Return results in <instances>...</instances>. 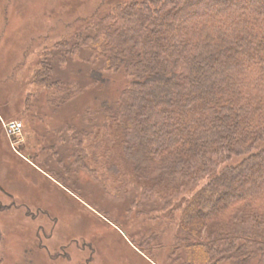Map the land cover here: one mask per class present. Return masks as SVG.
I'll return each instance as SVG.
<instances>
[{
  "label": "trees",
  "instance_id": "trees-1",
  "mask_svg": "<svg viewBox=\"0 0 264 264\" xmlns=\"http://www.w3.org/2000/svg\"><path fill=\"white\" fill-rule=\"evenodd\" d=\"M81 21L41 52L0 118L25 120L36 141L46 112L78 94L51 78L50 59L82 56L97 87L75 118L84 125L59 114L48 127L71 133L63 164L85 181L114 178V195L136 192L132 207L175 223L170 253L182 252V264H264V0H102ZM2 151L0 188L8 180L17 190L14 158Z\"/></svg>",
  "mask_w": 264,
  "mask_h": 264
},
{
  "label": "rangeland",
  "instance_id": "rangeland-1",
  "mask_svg": "<svg viewBox=\"0 0 264 264\" xmlns=\"http://www.w3.org/2000/svg\"><path fill=\"white\" fill-rule=\"evenodd\" d=\"M101 1L0 0V106L21 95V88L39 65L41 52L72 30H68L67 24H81V18L91 15ZM66 59L68 63L56 55L50 59L54 67L51 78L71 80L77 97L56 115L46 112L42 124L35 126L36 141L25 120L0 118V147L3 155L10 153L14 158L17 168L11 170L10 182L19 185L17 190H11L5 180V189L0 188V263L182 264L176 260L182 252L170 253L175 247V223L159 218L145 205L132 207L136 192L122 198L114 195V178L104 176L107 181H103L92 175L85 181V177L80 178L63 164L68 166L67 160L72 155L64 150L75 149L71 133L56 135L48 127L59 123L55 119L59 114L73 125H84L75 118L86 104H94L97 90L87 79L91 67L84 58L78 56L73 60L67 54ZM79 81L86 86L82 91L78 89ZM36 86H31L30 91H35ZM2 121H21L22 138L9 140ZM1 159L3 162L7 157ZM237 160L239 156H234L232 162ZM55 174L63 180L62 184H58ZM36 188L39 192L34 191ZM29 203L43 206L48 213L35 207L28 211L25 205ZM52 215L60 221H55ZM127 234L154 258L151 260L147 252L142 253Z\"/></svg>",
  "mask_w": 264,
  "mask_h": 264
},
{
  "label": "built area",
  "instance_id": "built-area-1",
  "mask_svg": "<svg viewBox=\"0 0 264 264\" xmlns=\"http://www.w3.org/2000/svg\"><path fill=\"white\" fill-rule=\"evenodd\" d=\"M2 124L9 140L12 141L22 138L24 125L21 121H3Z\"/></svg>",
  "mask_w": 264,
  "mask_h": 264
}]
</instances>
